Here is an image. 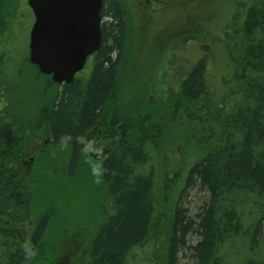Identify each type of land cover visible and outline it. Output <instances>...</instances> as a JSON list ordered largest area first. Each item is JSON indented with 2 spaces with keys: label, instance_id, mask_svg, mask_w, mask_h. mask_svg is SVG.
Wrapping results in <instances>:
<instances>
[{
  "label": "trees",
  "instance_id": "trees-1",
  "mask_svg": "<svg viewBox=\"0 0 264 264\" xmlns=\"http://www.w3.org/2000/svg\"><path fill=\"white\" fill-rule=\"evenodd\" d=\"M16 4L0 0V62ZM247 8L232 36L236 46L229 52L234 59L230 85L222 83L225 95L215 96L206 59H199L178 66L158 105L152 98L159 97L156 88L164 83L148 81L141 106L149 111L134 123L115 113L129 63L126 17L117 1L102 2L106 21L87 80L76 77L58 86L33 66L46 80L44 91H50L44 105L33 113L5 99L0 109V264H32L42 251L49 210L35 212L36 187L25 159L38 157V172L47 167L43 130L52 146L68 148V166L77 170L86 154L85 139L95 128L111 144L96 169L112 214L96 232L87 264H129L134 251L148 243L152 249L145 261L154 264H180L183 255L191 264H264V0ZM191 135L203 146L193 142L203 156L188 167L184 185L199 187L206 200H200L196 213L178 202L161 231L158 159Z\"/></svg>",
  "mask_w": 264,
  "mask_h": 264
},
{
  "label": "rangeland",
  "instance_id": "rangeland-1",
  "mask_svg": "<svg viewBox=\"0 0 264 264\" xmlns=\"http://www.w3.org/2000/svg\"><path fill=\"white\" fill-rule=\"evenodd\" d=\"M115 1L124 11L129 34L126 56L129 63L123 69L124 80L119 82L124 92L115 107L118 117L129 120L130 123L136 121V116L145 117L143 111H149V108L143 110L141 106L144 102L141 90L146 87L145 84L148 81L164 83L156 88L159 97L152 98L158 105L166 96L165 86L170 82V76L174 71H179L178 66L195 63L199 59H206L207 73L215 96L220 99L225 95L227 86L222 83L226 81L230 85L234 59L229 56V52L236 46V39L232 36L236 37L247 7L255 0H190L184 3L177 0H159L155 5L160 9V16L170 17L171 20L166 24L162 17L156 18L155 21L160 23L158 26L151 25L154 21L149 20L151 15L147 10L149 3L146 0ZM16 5L18 12L15 13L5 38L2 39L6 53L0 62V109L7 99L12 105L22 106L35 113L44 105V96L47 97L50 91H44L46 80L37 74L27 58L29 32L34 21L32 12L27 0H17ZM187 13H190L189 17ZM227 34H230L228 40L225 38ZM91 69L92 58L89 57L86 67L76 77L87 80ZM163 73L166 74L165 80L161 81ZM128 80L132 84L129 87ZM5 88L7 93L3 91ZM154 107L156 106L152 109H155ZM0 112L3 114L2 110ZM104 133H100L98 128L88 133L85 139L86 154L77 170L68 166V148L64 145L52 146V137L46 129L43 130L42 136L48 146L43 154L50 159L47 167H42L44 170L38 172L39 158L25 159V168L31 177L30 184L36 187L38 201L35 212L40 215L49 210V226L44 236L42 251L32 264H48L51 256L65 255L72 258V255H67V250L73 249L76 237L84 238L81 245L87 249L100 226L112 214L105 184L98 178L96 169L111 151V144L105 139ZM193 142L196 146L203 147L197 144L196 138L191 135L185 143L175 142V145L158 159L161 164L156 195L161 231L178 202L180 207L189 213H196L200 203L206 200V194H202L199 187L184 185L188 167L196 156H203L197 154L198 150L194 148ZM103 208L107 210V213L103 214L104 219L96 213L101 212ZM74 231H77L75 237L72 236L75 235ZM159 236L161 240L164 235L161 232ZM151 247L148 243L135 250L129 264H154L145 261V256L149 257ZM154 259L156 261V258ZM180 264H191L188 256L183 255Z\"/></svg>",
  "mask_w": 264,
  "mask_h": 264
},
{
  "label": "water",
  "instance_id": "water-1",
  "mask_svg": "<svg viewBox=\"0 0 264 264\" xmlns=\"http://www.w3.org/2000/svg\"><path fill=\"white\" fill-rule=\"evenodd\" d=\"M103 0H28L34 15L30 64L57 85L71 84L101 45Z\"/></svg>",
  "mask_w": 264,
  "mask_h": 264
},
{
  "label": "flooded vegetation",
  "instance_id": "flooded-vegetation-1",
  "mask_svg": "<svg viewBox=\"0 0 264 264\" xmlns=\"http://www.w3.org/2000/svg\"><path fill=\"white\" fill-rule=\"evenodd\" d=\"M159 0H146V2L149 3V6L147 7L148 12L150 13V17L149 20L154 21L151 25L152 26H158L160 25L159 22H156L155 19L162 17L160 16V9H158V7L155 5L156 2ZM181 3H184L186 1H190V0H177ZM196 2H200L202 0H194ZM162 10V9H161ZM187 16H190V13H187ZM163 19H165V23H169L171 18L170 17H162ZM164 23V24H165ZM46 142L44 141L43 145L45 146ZM40 154H43L42 152H40ZM32 160V159H31ZM97 215H101L103 218V214L107 213L106 208H103V210L101 212H96ZM104 219V218H103ZM105 222V221H104ZM86 228V227H84ZM75 235L73 234L72 236L75 237L77 234V231H74ZM77 241L76 243L73 245V249L71 250H67L68 254L67 255H72L73 257H68L63 255L62 257H58V256H51V258L49 259V261L47 262L48 264H87L89 257H90V249H91V244L90 247H88L86 249V247L83 245H81V243H84V238H78L76 237ZM86 250H88V252L86 253ZM81 255V256H80ZM73 259V260H72Z\"/></svg>",
  "mask_w": 264,
  "mask_h": 264
}]
</instances>
